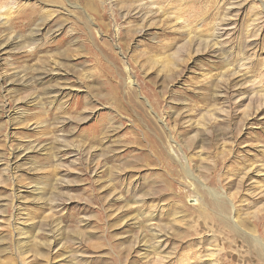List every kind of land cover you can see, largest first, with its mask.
<instances>
[{"label": "rangeland", "instance_id": "374dc122", "mask_svg": "<svg viewBox=\"0 0 264 264\" xmlns=\"http://www.w3.org/2000/svg\"><path fill=\"white\" fill-rule=\"evenodd\" d=\"M0 264H264V0H0Z\"/></svg>", "mask_w": 264, "mask_h": 264}, {"label": "bare ground", "instance_id": "6f19581e", "mask_svg": "<svg viewBox=\"0 0 264 264\" xmlns=\"http://www.w3.org/2000/svg\"><path fill=\"white\" fill-rule=\"evenodd\" d=\"M254 240H257V239H254ZM215 262H218L217 260Z\"/></svg>", "mask_w": 264, "mask_h": 264}]
</instances>
